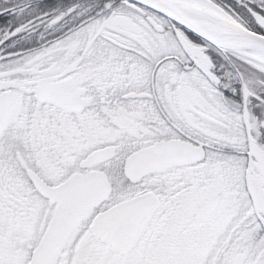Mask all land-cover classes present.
Returning a JSON list of instances; mask_svg holds the SVG:
<instances>
[{
	"label": "snow or ice",
	"instance_id": "obj_1",
	"mask_svg": "<svg viewBox=\"0 0 264 264\" xmlns=\"http://www.w3.org/2000/svg\"><path fill=\"white\" fill-rule=\"evenodd\" d=\"M0 264H264V0H0Z\"/></svg>",
	"mask_w": 264,
	"mask_h": 264
}]
</instances>
